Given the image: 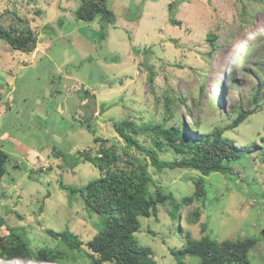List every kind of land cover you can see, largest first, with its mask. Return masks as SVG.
Here are the masks:
<instances>
[{"label": "rangeland", "instance_id": "obj_1", "mask_svg": "<svg viewBox=\"0 0 264 264\" xmlns=\"http://www.w3.org/2000/svg\"><path fill=\"white\" fill-rule=\"evenodd\" d=\"M80 3L0 0V24L18 32L28 28L38 42L31 53H23L0 40V150L8 156L0 180V233L6 235L8 228L24 234L33 252L63 249L47 230H68L83 243L98 235L99 218L88 215L79 195L60 186L78 189L100 176L81 159L99 150L93 130L117 155L119 169L132 170L128 163L136 160L153 180L149 192L153 195L157 187L171 195L168 203L156 206V216L138 219L140 228L133 235L137 245L150 249L156 264H177L171 251L182 249L186 235L199 239L201 223L218 243L256 238L248 259L264 264L261 151L231 162L232 174L204 177L205 198L184 205L182 199L193 195L200 175L180 168L156 171L113 128L121 121L137 128L182 124L191 133L188 127L209 134L230 124L238 112L256 109L224 137L237 147L260 149L264 0H107L115 22L106 25L103 41L98 20L74 18ZM207 35L215 36L216 49ZM227 79L234 82L226 86ZM220 83L224 87L217 92ZM149 133L139 130L136 137L145 149H153ZM156 153L161 161L180 159L168 147ZM195 209L198 223H193ZM66 253L60 264H89L84 252ZM184 263L199 259L186 257ZM0 264L49 263L0 259Z\"/></svg>", "mask_w": 264, "mask_h": 264}, {"label": "trees", "instance_id": "obj_2", "mask_svg": "<svg viewBox=\"0 0 264 264\" xmlns=\"http://www.w3.org/2000/svg\"><path fill=\"white\" fill-rule=\"evenodd\" d=\"M80 1V5L73 12L74 18L85 23L98 20L99 40H106L103 30L106 25H113L115 22V15L107 9V0ZM170 20L174 25H179L172 18ZM215 39V36L207 35L211 47L216 49ZM0 40L8 43L13 51L23 53H31L38 43L28 28L18 32L12 26L4 28L1 24ZM233 82V79H227L226 86ZM220 87L223 88L224 85L220 83L216 88L217 92ZM261 97L264 103V93ZM179 101L183 102L181 98ZM255 112L256 109L238 112L230 124L221 128L215 127L209 134L199 133L195 128L188 127L194 132L191 133L182 124L175 127L144 125L137 128L131 121H121L115 122L113 128L125 141L128 148H134L144 153L156 171L180 168L198 173L200 177L194 183L193 195L181 201L184 205H190L194 201L205 198L204 177L214 173L232 174L233 169L229 164L240 161L243 156L253 152L252 150L261 151L262 162H264L263 138L259 149L254 147L255 145L237 147L233 141L224 137L226 132L239 127ZM88 129L90 130L89 127ZM139 130L150 132L153 149H145L136 140ZM90 131H92L93 143L99 145V150L95 156L83 153L81 159L97 168L100 176L89 180L78 189L62 184L60 186L62 190L72 196L79 195L88 215L99 218L102 225L98 235L83 243L68 230L59 233L47 230L49 236L62 243L63 249L59 247L42 248L33 252L29 248L28 240L24 234L7 228L6 235L0 233V259H27L40 263L60 264L66 258V251H70L84 252L89 264H156L150 249L137 245L133 235L140 228L138 219L148 218L150 215L156 216V206L168 203L171 195H163L157 187L152 195L149 192V186L154 185L153 180L148 174L146 166L136 164V160H132L133 163H128L133 166L132 170L126 172L119 169L117 155L104 147L106 140L99 139L93 130ZM167 147L180 156L178 161L165 162L159 159L156 151H164ZM7 160V154L0 150V180L5 175L4 167ZM78 160L76 162H79ZM113 167L115 170L112 169ZM193 214V223H198V209H195ZM2 226L4 224L1 222L0 227ZM206 231V224L201 223L202 236L199 239H193L186 235L182 249L171 251L177 264H185L186 257L198 258V264H251L248 253L257 245L256 238L246 237L236 241L226 240L218 243L212 240Z\"/></svg>", "mask_w": 264, "mask_h": 264}, {"label": "water", "instance_id": "obj_3", "mask_svg": "<svg viewBox=\"0 0 264 264\" xmlns=\"http://www.w3.org/2000/svg\"><path fill=\"white\" fill-rule=\"evenodd\" d=\"M262 234L264 235V230L262 231Z\"/></svg>", "mask_w": 264, "mask_h": 264}]
</instances>
